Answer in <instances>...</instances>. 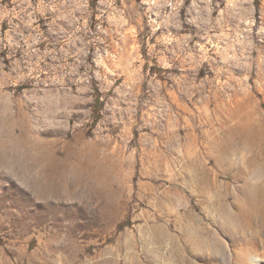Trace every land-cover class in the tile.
Returning a JSON list of instances; mask_svg holds the SVG:
<instances>
[{"label":"rangeland","instance_id":"rangeland-1","mask_svg":"<svg viewBox=\"0 0 264 264\" xmlns=\"http://www.w3.org/2000/svg\"><path fill=\"white\" fill-rule=\"evenodd\" d=\"M0 264H264V0H0Z\"/></svg>","mask_w":264,"mask_h":264}]
</instances>
